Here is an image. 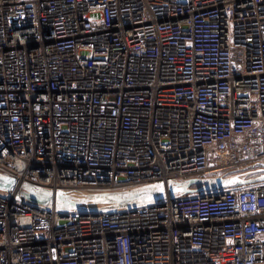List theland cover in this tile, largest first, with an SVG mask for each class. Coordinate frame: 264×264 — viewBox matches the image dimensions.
<instances>
[{
    "label": "built area",
    "instance_id": "obj_1",
    "mask_svg": "<svg viewBox=\"0 0 264 264\" xmlns=\"http://www.w3.org/2000/svg\"><path fill=\"white\" fill-rule=\"evenodd\" d=\"M263 169L264 0H0V264H264V183L100 216L18 197Z\"/></svg>",
    "mask_w": 264,
    "mask_h": 264
},
{
    "label": "water",
    "instance_id": "obj_2",
    "mask_svg": "<svg viewBox=\"0 0 264 264\" xmlns=\"http://www.w3.org/2000/svg\"><path fill=\"white\" fill-rule=\"evenodd\" d=\"M260 183H264V169L223 179H194L178 184L155 182L107 191L52 190L31 183H23L18 197L36 208L55 210L60 214L100 216L122 214L151 206L164 207L169 199L174 200L179 194L198 193L204 198L211 197V191L223 192ZM17 184L15 177L0 171L1 192L10 193L15 190Z\"/></svg>",
    "mask_w": 264,
    "mask_h": 264
}]
</instances>
